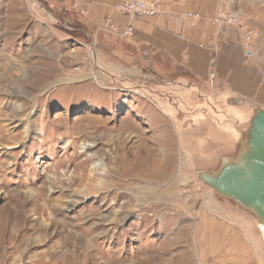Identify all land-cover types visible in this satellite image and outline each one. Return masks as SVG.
<instances>
[{
	"label": "rangeland",
	"instance_id": "374dc122",
	"mask_svg": "<svg viewBox=\"0 0 264 264\" xmlns=\"http://www.w3.org/2000/svg\"><path fill=\"white\" fill-rule=\"evenodd\" d=\"M222 7L258 33L250 77L235 87L264 105V0ZM71 14L68 1L0 0V264H214L209 216L240 227L261 255L248 221L208 203L189 144L179 145L178 125L194 131L189 123L207 114L217 127L227 121L224 90L187 81L181 67L179 81L158 73L163 84L146 82L150 66ZM83 143L92 145L82 151ZM148 148L165 155L168 169L155 199L142 192L141 175L115 162H136ZM93 151L99 155L82 168ZM9 208L20 212L15 224Z\"/></svg>",
	"mask_w": 264,
	"mask_h": 264
},
{
	"label": "crops",
	"instance_id": "0c3cea01",
	"mask_svg": "<svg viewBox=\"0 0 264 264\" xmlns=\"http://www.w3.org/2000/svg\"><path fill=\"white\" fill-rule=\"evenodd\" d=\"M47 1H68V10L72 13L69 18L74 21L78 16L82 27L94 31L105 17L121 26L131 24L132 34L127 38H117L121 41H117L116 48L123 56L127 53L130 58H137L135 64L138 66H150V74L144 79L146 82L163 84L165 78L158 77V73L179 81L180 76L176 75L177 68L181 67L190 71L187 76L189 82L246 95L235 86L243 84L250 77L248 58L251 53L244 49L239 28L221 20L220 13L228 10L222 7L223 0L168 3L151 17H128L116 11L114 6L119 0ZM73 2L85 9L86 14L80 15L72 7ZM186 11L198 12L200 17H185L183 14ZM109 40L103 35L102 49ZM209 50H213V55ZM145 52L150 54L149 59ZM159 88L163 91L162 86ZM207 219L215 226V230L208 234L210 237L206 238V241H210V256L215 257L214 264H260L240 227L225 225L222 221H215L212 216Z\"/></svg>",
	"mask_w": 264,
	"mask_h": 264
},
{
	"label": "water",
	"instance_id": "95a60500",
	"mask_svg": "<svg viewBox=\"0 0 264 264\" xmlns=\"http://www.w3.org/2000/svg\"><path fill=\"white\" fill-rule=\"evenodd\" d=\"M222 95L230 107L227 121L217 127L207 114L189 123L194 131L178 125L181 146L189 144L197 177L210 189L208 203L220 214L227 208L237 213L259 235L263 252L255 253L264 264V105L231 90Z\"/></svg>",
	"mask_w": 264,
	"mask_h": 264
},
{
	"label": "built area",
	"instance_id": "2783aa9c",
	"mask_svg": "<svg viewBox=\"0 0 264 264\" xmlns=\"http://www.w3.org/2000/svg\"><path fill=\"white\" fill-rule=\"evenodd\" d=\"M182 1L185 0H119L114 9L128 17H151L160 12L162 5ZM72 7L77 9L80 14H86V10L80 7L77 2H73ZM183 15L194 19L200 17V14L194 11H186ZM220 18L222 21L239 28L245 51L252 53L254 42L258 36L257 31L245 22L238 12L223 10L220 13ZM96 31H105L116 38H127L132 34L133 27L131 24L121 26L113 19L105 17L97 25Z\"/></svg>",
	"mask_w": 264,
	"mask_h": 264
},
{
	"label": "bare ground",
	"instance_id": "6f19581e",
	"mask_svg": "<svg viewBox=\"0 0 264 264\" xmlns=\"http://www.w3.org/2000/svg\"><path fill=\"white\" fill-rule=\"evenodd\" d=\"M109 72H111V71H109ZM108 74L109 75H112L113 73L111 72V73H108ZM88 77H92L94 79H97L98 78V76L96 74H92V75H90ZM116 77H118V76H116ZM39 78L41 79L42 77H38L37 79H39ZM158 138H159L158 139V142H159L160 145L166 143V141L164 139L161 140L159 136H158ZM178 138H179V145L181 146V136H180V132L178 133ZM89 145H92V144H90V143H83V144L79 145V147L82 149V151H85V149H87V147ZM134 152H133V154L136 155V153H134ZM129 153H131V155H132V151L129 152ZM98 155H99V151H93V152L90 153V155L87 158H85L83 161H81L78 164L82 168H84L87 165V161H89L92 157H95V156H98ZM137 155H138V158L136 157V159H137L136 162H134V160L133 161L130 160V161L127 162L126 160H128V159L126 157H123L121 159L122 161L121 160H118V161L115 160V162H117L119 164H120V162H122L126 166L127 165L130 166V168L128 170L130 173H133L134 174V172H137L138 175H141L140 176L141 179L140 178L139 179L140 180H144V181H142V183H145L146 184L141 189H143L142 192H144V191L146 192V198L147 199L149 197H153L154 199H155V197L156 198H159V197H157V194H161V190H163V189H161V190L158 189V190H160V193H159V191L157 190V186L160 185V182H162L163 179H165L167 177V170H168L167 169L166 160L164 159L165 158V155L155 154V152H154V150L152 148L145 149V152H144L143 155L140 154V153H137ZM119 164H117V165H119ZM144 165H147V166L144 167V169H141ZM125 169H127V168H124V171L123 172H120V173L119 172H114V174L116 176L115 177V180H112V182H114V184H118V182H121L122 181V179L119 178L120 176H123L125 174H128V171L127 170L125 171ZM162 198H163V196H162ZM7 204H8V202H7ZM10 209L11 208H9V210H8V212L6 214V218H7V221L9 223L12 222L13 224H15V222H13V219L15 217H19L20 216V212L15 211V210L13 211V209H11V210ZM262 234L263 233H261V236H262Z\"/></svg>",
	"mask_w": 264,
	"mask_h": 264
}]
</instances>
